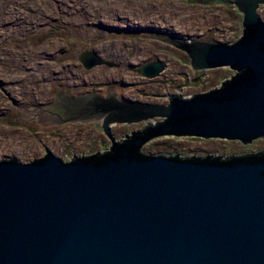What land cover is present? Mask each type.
I'll use <instances>...</instances> for the list:
<instances>
[{"label": "water", "instance_id": "95a60500", "mask_svg": "<svg viewBox=\"0 0 264 264\" xmlns=\"http://www.w3.org/2000/svg\"><path fill=\"white\" fill-rule=\"evenodd\" d=\"M232 1L242 14V37L231 44L187 45L144 32L184 51L194 71L238 72L218 91L186 99L172 94L167 105L114 100L116 123L162 120L130 133H148L142 143H119L105 158L73 156L78 159L65 163L45 152L31 163L0 161V264H264L263 159L220 163L138 153L161 136L243 145L264 138V22L257 14L264 0ZM79 60L85 69L110 65L89 51ZM164 67L155 61L137 71L155 78ZM66 96L72 99L60 91L54 104L27 111L39 126L101 118L83 116L84 103L63 117L59 104H71ZM110 122L104 120L101 129L112 146Z\"/></svg>", "mask_w": 264, "mask_h": 264}, {"label": "rangeland", "instance_id": "374dc122", "mask_svg": "<svg viewBox=\"0 0 264 264\" xmlns=\"http://www.w3.org/2000/svg\"><path fill=\"white\" fill-rule=\"evenodd\" d=\"M229 1L226 7L200 0H0V161L30 163L48 152L67 163L73 156L109 151L101 118L49 126L34 122L27 110L54 104L60 91L69 97L114 93L117 100L150 105H167L172 94L186 99L218 91L238 72L228 67L194 71L184 51L144 32L164 37L177 32L187 45L231 44L242 37V14ZM122 13H132L125 18L129 22L118 20L125 17ZM257 14L264 22V4ZM138 22L142 26L135 28ZM85 50L112 64L85 69L79 60ZM155 61L165 64L159 76L138 73L140 66ZM161 120L111 123L113 143ZM260 151L264 138L243 145L239 140L161 136L141 145L144 155L179 159Z\"/></svg>", "mask_w": 264, "mask_h": 264}, {"label": "flooded vegetation", "instance_id": "af4514ba", "mask_svg": "<svg viewBox=\"0 0 264 264\" xmlns=\"http://www.w3.org/2000/svg\"><path fill=\"white\" fill-rule=\"evenodd\" d=\"M84 52H86V50ZM84 52H81L79 55H81ZM92 54L94 56H97L96 53H92ZM79 58H80V56H79ZM109 64L111 65L112 63H109ZM109 94H111V93H109ZM109 94L105 95V97H103L101 95L94 96L92 94H90V95L82 94V95H79L80 97L79 96L72 97V99H69L66 96L67 97L66 100L71 102V104H70V106H65L66 104H61V105L59 104V108L61 107L63 109L61 114H62L63 117H66L67 115H69L71 113V108H73V107L74 108H78V107H75L77 104L84 103L82 105V111H79L80 113L85 114L83 116H85V117H90V116L91 117H101L102 124H103L104 120L105 121H108V120L109 121H114V122H110V123L118 124V123L115 122L117 120V118H114L116 113L114 111L110 110V108L115 107L117 105L116 103H119V101H121V100H117V99L114 98L113 95H109ZM100 96L103 97V98H106V101L98 99V97H100ZM114 100L116 101V103L113 102ZM77 114H78V117H81V115H82V114H79V113H77ZM109 116H112L113 118H109ZM127 117H129V114H128V116H126V118ZM110 123H109V125H110ZM148 135H149L148 133H144L143 134L141 132H138L136 134H133L132 137L125 138V139H123L122 141H120L118 143L114 142V144L111 146L110 150L109 151H105V152H113L114 151L113 147L115 145L119 144V143H123V144H121L122 146L119 145L120 146L119 148H122L124 145L130 144L131 142H135V141H140L141 142L143 140V138L146 139L147 137H149ZM111 139H113V135L112 134H111ZM102 153H104V152H102ZM95 154H101V153H95ZM79 158L82 159L83 157H79ZM73 159H78V158H73ZM11 160H14V159H11ZM39 160H34L32 162L39 161ZM1 161H10V160H1Z\"/></svg>", "mask_w": 264, "mask_h": 264}, {"label": "trees", "instance_id": "16d2710c", "mask_svg": "<svg viewBox=\"0 0 264 264\" xmlns=\"http://www.w3.org/2000/svg\"><path fill=\"white\" fill-rule=\"evenodd\" d=\"M111 152H104V153H101V154H93L91 156H88V157H84L83 159L85 160H91L93 161L95 158H105L106 156H108ZM138 153L139 154H143L141 152V149L139 148L138 149ZM144 155V154H143ZM146 156H149V155H146ZM175 158V157H173ZM255 158H260V159H263L264 161V151H261V152H256V153H248V154H243V155H231L229 157H218V156H214V155H206L204 157H197L195 159H198V160H201V161H208V160H211V161H218L220 163H232L233 160H238V159H255ZM179 159V158H177Z\"/></svg>", "mask_w": 264, "mask_h": 264}, {"label": "bare ground", "instance_id": "6f19581e", "mask_svg": "<svg viewBox=\"0 0 264 264\" xmlns=\"http://www.w3.org/2000/svg\"><path fill=\"white\" fill-rule=\"evenodd\" d=\"M120 10V9H119ZM132 13H134V12H132ZM132 13H122L125 17H121V18H118V20H125V18L127 17V16H129V15H131ZM138 17H141V16H138ZM125 21H127V22H129V20H125ZM130 21H133V20H130ZM135 24V23H134ZM131 24H129V26H130ZM135 28H139V27H141L142 26V24L140 23V22H138V23H136L135 25H133ZM147 26H144V27H142V28H146ZM103 28H104V26H103ZM128 28H130V27H128ZM152 29H153V27H152ZM148 31H151V30H148ZM151 32H154V33H157V32H155V31H151ZM175 33H177V32H168V33H163L166 37H172V38H174V39H178V40H180L181 41V37L180 36H178V34L177 35H175ZM241 38V37H240ZM238 40V39H237ZM51 44H49V45H47V51H50L51 50ZM22 69V68H21ZM31 70V69H30ZM29 75H31V74H29ZM179 95H181V94H179ZM161 118V117H160ZM139 148H141V146L139 147ZM138 148V149H139Z\"/></svg>", "mask_w": 264, "mask_h": 264}]
</instances>
